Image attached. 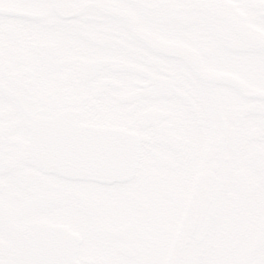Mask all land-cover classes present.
Masks as SVG:
<instances>
[{
	"label": "snow or ice",
	"instance_id": "6c2138e0",
	"mask_svg": "<svg viewBox=\"0 0 264 264\" xmlns=\"http://www.w3.org/2000/svg\"><path fill=\"white\" fill-rule=\"evenodd\" d=\"M0 264H264V0H0Z\"/></svg>",
	"mask_w": 264,
	"mask_h": 264
}]
</instances>
